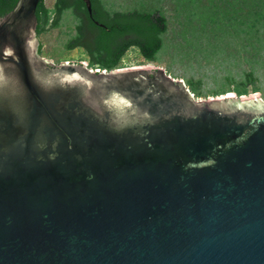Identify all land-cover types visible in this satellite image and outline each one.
Segmentation results:
<instances>
[{
  "label": "water",
  "instance_id": "1",
  "mask_svg": "<svg viewBox=\"0 0 264 264\" xmlns=\"http://www.w3.org/2000/svg\"><path fill=\"white\" fill-rule=\"evenodd\" d=\"M39 1L0 19V264H264L260 94L44 60Z\"/></svg>",
  "mask_w": 264,
  "mask_h": 264
},
{
  "label": "trees",
  "instance_id": "2",
  "mask_svg": "<svg viewBox=\"0 0 264 264\" xmlns=\"http://www.w3.org/2000/svg\"><path fill=\"white\" fill-rule=\"evenodd\" d=\"M18 1L0 0V19L12 12ZM89 1L90 14L82 0H56L52 12L40 0L35 12L37 37L58 27L62 15L69 11L76 25L65 48L83 50L88 66L99 71L120 69L122 59L131 48L146 63H155L165 37L173 31L181 38L202 36L207 45L233 38L234 42H228L226 47L233 44L234 50L246 48L248 69L243 79L235 83L233 91L217 93L214 97L228 93L243 97L261 90L256 72L257 66L264 68V0H157L152 8L150 5L147 10L130 11L108 10L104 0ZM41 48L39 45V54ZM160 75L154 70L150 80L155 83ZM197 84L188 81L187 86L198 98Z\"/></svg>",
  "mask_w": 264,
  "mask_h": 264
},
{
  "label": "rangeland",
  "instance_id": "3",
  "mask_svg": "<svg viewBox=\"0 0 264 264\" xmlns=\"http://www.w3.org/2000/svg\"><path fill=\"white\" fill-rule=\"evenodd\" d=\"M53 2L55 0H45L46 8L51 12ZM103 3L111 11H130L133 9L147 10L150 5L152 8L157 5V0H104ZM75 25L76 21L71 13L65 12L58 27L38 37L42 44L40 56L54 64L83 62L90 68L83 50L64 48L74 35ZM198 37L196 35V37L181 38L173 31L165 37L164 47L158 52L155 63H146L139 52L131 48L122 59L120 67L151 65L160 68L171 78L183 81L186 86L188 81L199 83L197 84L199 97H214L217 93L233 91L235 83L243 79V74L248 69L244 55L246 48L234 50L233 44L226 47L228 42H234H232L233 38L225 39V42L217 40L216 45L213 43L207 45L205 38L200 36L198 39ZM197 43L201 45L198 47ZM256 73L260 79L261 89L258 94L264 99V68L261 70L257 66Z\"/></svg>",
  "mask_w": 264,
  "mask_h": 264
},
{
  "label": "flooded vegetation",
  "instance_id": "4",
  "mask_svg": "<svg viewBox=\"0 0 264 264\" xmlns=\"http://www.w3.org/2000/svg\"><path fill=\"white\" fill-rule=\"evenodd\" d=\"M56 1V0H55ZM53 8H54V6H53Z\"/></svg>",
  "mask_w": 264,
  "mask_h": 264
},
{
  "label": "built area",
  "instance_id": "5",
  "mask_svg": "<svg viewBox=\"0 0 264 264\" xmlns=\"http://www.w3.org/2000/svg\"><path fill=\"white\" fill-rule=\"evenodd\" d=\"M97 70V69H96Z\"/></svg>",
  "mask_w": 264,
  "mask_h": 264
}]
</instances>
